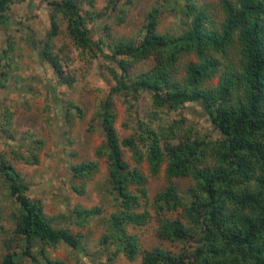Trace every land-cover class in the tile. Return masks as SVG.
I'll return each mask as SVG.
<instances>
[{"label":"trees","instance_id":"16d2710c","mask_svg":"<svg viewBox=\"0 0 264 264\" xmlns=\"http://www.w3.org/2000/svg\"><path fill=\"white\" fill-rule=\"evenodd\" d=\"M181 1H174L181 19L178 33H158L160 11L152 7L136 39H111L101 31L95 41L85 23L113 10L115 0H108L99 14L80 13V0L46 2L49 29L37 54L61 84L71 85L73 77L52 46L60 24L78 53L101 55L114 67L113 86L91 117L102 141L93 149V159L68 162L69 189L82 196L104 160L103 192L113 210L101 220L98 244L107 257L99 264H111L117 255L129 262L139 258L140 264H264V0H215L219 14L193 0ZM11 2L18 0H0L1 24ZM86 2L92 8L93 2ZM8 52L4 49L0 60ZM189 56L193 60L182 62ZM1 67L5 75V65ZM140 92L149 94L155 110L180 113L184 104L199 105L215 137L193 132L180 117L165 126L139 123L138 132L119 141L112 98L125 102ZM70 105L81 118V111ZM69 113L66 109V122ZM122 147L132 163L124 159ZM21 159L37 162L32 153ZM142 163L146 174L139 169ZM162 165L164 185L151 203L154 237L177 245L174 252L159 246L141 249L134 233L150 219L143 209L147 181ZM182 178L189 185L180 194L173 179ZM0 179L11 224L6 234L0 224V234L6 236L0 264H24L25 259L29 264H66L49 258L47 250L58 244L82 250L81 234L70 228L88 226L101 216L99 207L75 206L67 212L70 227H58L43 214L40 201L26 196V184L3 153Z\"/></svg>","mask_w":264,"mask_h":264},{"label":"rangeland","instance_id":"374dc122","mask_svg":"<svg viewBox=\"0 0 264 264\" xmlns=\"http://www.w3.org/2000/svg\"><path fill=\"white\" fill-rule=\"evenodd\" d=\"M48 1L51 0L11 2L4 12L5 24L0 23V57L4 49L9 51L7 57L0 60L1 70L2 64L5 65V75L0 74V153H3L26 184V196L40 201L43 214L50 219L52 225L69 226L67 212L75 206H97L101 209V216L91 221L88 226L70 228L73 233L82 236L81 251L75 252L63 244L47 250L49 258L66 264H99L105 262L107 257L103 247L98 244L103 231L101 220L113 210L103 192L106 183L104 160H99L98 170L87 182L82 196H75L70 191L67 166L68 162L93 159V149L102 141L97 122L92 121L91 117L98 103L113 86L110 69L114 67L101 55H93L92 52L78 53L60 24L52 46L54 53L64 61V69L73 77L71 85L61 84L49 65L37 54L39 41L45 38L49 29V7L46 5ZM80 1V13H98L108 2L90 0L93 2L90 8L86 2L88 0ZM126 1L115 0L113 10L100 12L98 18L85 23L92 41L100 37L101 31H104V37L109 35L111 39H136L140 34L144 15L152 7L160 11L156 27L158 33L172 34L180 31L181 19L175 11L174 1L181 3V0H130V5ZM193 2L196 5H205L216 14L218 12L215 0ZM103 26L106 27L105 30H102ZM104 53H107L106 49ZM187 60L193 59L189 56L182 59V62ZM112 99L116 116L114 128L119 141L133 132H138L139 123L153 127L165 126L180 117L184 119L183 125L192 128L193 132L204 137H215L204 112L195 103L184 104L179 113L168 109L155 110L151 107L150 96L146 92L138 93L135 98L126 97L125 102L116 96ZM68 104L81 111V118ZM66 109L70 111L67 122L64 120ZM121 149L124 159L132 163L128 150L125 147ZM31 153L37 158L34 165L21 159V156L29 157ZM163 168L164 165L155 177L148 178L147 203L143 209L150 214V219L146 225L134 230V233L141 249L148 250L159 246L174 252L177 245L154 237L156 215L151 203L155 193L164 185ZM139 169L146 174L145 164L142 163ZM2 182L0 179V224L5 226L6 234L11 224L7 208L9 202L4 199ZM173 182L180 194L189 185L185 178L173 179ZM5 237L3 233L0 234V258L4 254L2 239ZM23 261L24 264H29L28 260ZM111 264L140 263L139 258L129 262L117 255Z\"/></svg>","mask_w":264,"mask_h":264}]
</instances>
